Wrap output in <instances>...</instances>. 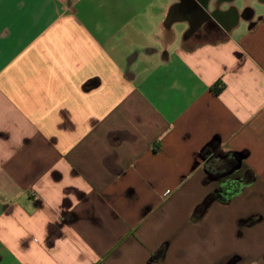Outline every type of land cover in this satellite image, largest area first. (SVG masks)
<instances>
[{
  "label": "crops",
  "instance_id": "crops-1",
  "mask_svg": "<svg viewBox=\"0 0 264 264\" xmlns=\"http://www.w3.org/2000/svg\"><path fill=\"white\" fill-rule=\"evenodd\" d=\"M198 1L0 0V264H264V0Z\"/></svg>",
  "mask_w": 264,
  "mask_h": 264
},
{
  "label": "rangeland",
  "instance_id": "rangeland-1",
  "mask_svg": "<svg viewBox=\"0 0 264 264\" xmlns=\"http://www.w3.org/2000/svg\"><path fill=\"white\" fill-rule=\"evenodd\" d=\"M237 5L239 6L241 11L244 10V7H243V5L241 3H237ZM252 8H253V10L255 11L256 14L259 13L260 7L258 5H256V3H254Z\"/></svg>",
  "mask_w": 264,
  "mask_h": 264
},
{
  "label": "trees",
  "instance_id": "trees-1",
  "mask_svg": "<svg viewBox=\"0 0 264 264\" xmlns=\"http://www.w3.org/2000/svg\"><path fill=\"white\" fill-rule=\"evenodd\" d=\"M215 93H218V90H215ZM163 247L162 248H160L153 256H152V258L151 259H156L158 256H160L161 254H162V252H163Z\"/></svg>",
  "mask_w": 264,
  "mask_h": 264
},
{
  "label": "water",
  "instance_id": "water-1",
  "mask_svg": "<svg viewBox=\"0 0 264 264\" xmlns=\"http://www.w3.org/2000/svg\"><path fill=\"white\" fill-rule=\"evenodd\" d=\"M188 3H194V4H198V6L200 7V8H203V4L204 3H202V2H200V1H198V0H186ZM206 19V18H205ZM207 20V19H206Z\"/></svg>",
  "mask_w": 264,
  "mask_h": 264
},
{
  "label": "built area",
  "instance_id": "built-area-1",
  "mask_svg": "<svg viewBox=\"0 0 264 264\" xmlns=\"http://www.w3.org/2000/svg\"><path fill=\"white\" fill-rule=\"evenodd\" d=\"M167 194H169V192H168V191L165 193V195H167Z\"/></svg>",
  "mask_w": 264,
  "mask_h": 264
},
{
  "label": "flooded vegetation",
  "instance_id": "flooded-vegetation-1",
  "mask_svg": "<svg viewBox=\"0 0 264 264\" xmlns=\"http://www.w3.org/2000/svg\"><path fill=\"white\" fill-rule=\"evenodd\" d=\"M197 37H200V35L198 34V36Z\"/></svg>",
  "mask_w": 264,
  "mask_h": 264
}]
</instances>
